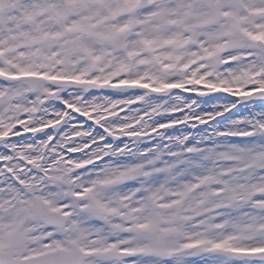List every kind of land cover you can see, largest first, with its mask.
Segmentation results:
<instances>
[{
	"label": "snow or ice",
	"instance_id": "snow-or-ice-1",
	"mask_svg": "<svg viewBox=\"0 0 264 264\" xmlns=\"http://www.w3.org/2000/svg\"><path fill=\"white\" fill-rule=\"evenodd\" d=\"M0 264H264V0H0Z\"/></svg>",
	"mask_w": 264,
	"mask_h": 264
}]
</instances>
